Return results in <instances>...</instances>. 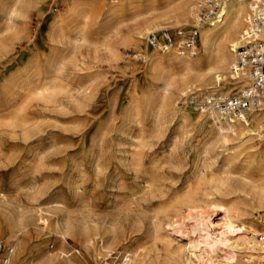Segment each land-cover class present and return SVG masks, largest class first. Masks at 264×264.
Masks as SVG:
<instances>
[{
    "label": "rangeland",
    "instance_id": "374dc122",
    "mask_svg": "<svg viewBox=\"0 0 264 264\" xmlns=\"http://www.w3.org/2000/svg\"><path fill=\"white\" fill-rule=\"evenodd\" d=\"M199 1L191 22L165 29L194 26L202 16L199 29L208 27L209 9ZM119 3L0 0V241L20 259L14 264H41L43 257L54 264H100L112 253L130 254L133 264L137 252L147 264H162L164 236L178 245L196 242L199 216L219 229L223 214L212 204L245 208L244 222L262 232L264 212L253 198L264 184V128L219 134L204 113L191 115L189 102L192 93L211 88L238 96L245 81L227 87L207 78V86L189 85L213 74L208 69L219 59L216 51L203 54L200 31L195 56H183L193 61L194 73L186 77L168 63L157 67V60L148 61L146 37L163 28L139 35L133 29L153 17L165 20L163 5L149 0L133 10L107 11ZM246 15L247 8L244 26ZM162 57L157 52L155 58ZM263 109L264 103L244 116L250 120ZM150 170L166 203L192 190L205 206L179 212L176 223L158 230L160 204L144 202V172ZM5 220L19 229L7 231ZM83 227L97 234L90 243L94 259L79 242ZM109 237L121 245L107 247ZM227 253L217 250L212 263L221 264Z\"/></svg>",
    "mask_w": 264,
    "mask_h": 264
},
{
    "label": "bare ground",
    "instance_id": "6f19581e",
    "mask_svg": "<svg viewBox=\"0 0 264 264\" xmlns=\"http://www.w3.org/2000/svg\"><path fill=\"white\" fill-rule=\"evenodd\" d=\"M119 1L120 3L116 6V8L109 9L107 11L118 13L123 11V9L127 6L129 10H133L132 6H134L136 3H143L149 0H119ZM151 1L157 3L160 2L163 5L162 8L164 9V14L166 15V19L159 21L157 19L156 20L153 19L154 18L153 17L152 19L143 21L133 29V31L138 35L141 34L142 32L150 33L152 31L160 30L162 28L163 29L168 28L169 26L180 27L182 26L183 23L187 24L188 22H191L190 17L193 18L192 15H195L193 13L191 14V10L195 6L194 2L199 0H175L173 2H171L172 0H151ZM246 8H247V3L245 0H241V1L223 0L220 3L219 10L217 12V17L215 18L216 20L211 21V23L207 25L208 27L203 28L201 30L199 29L200 48L203 51V54L207 56H211L216 51V53L219 56V59L217 61L216 68L208 69L209 71L214 72L213 74L212 73H207L206 75L204 74V76H201L198 79V82L195 83H193L191 79L189 85L198 83V86L204 87L207 86L211 81L214 83H218V85H220L221 83L225 84L227 85V87H234L237 85L236 80L239 79V77H237L232 72V66L234 65V63H232L233 62L232 57L233 55H235L236 57L237 49L243 47L244 44H247V38L245 37L246 34L243 35L241 33L243 28L245 27L243 23V14L245 13ZM257 37L262 41L264 40V34L257 35ZM147 46H146V54L148 56L147 57L148 61L154 62L157 60L158 62L157 67L164 66L168 63V65H175L176 68L182 70V72L185 73L186 77L194 73V66L193 64H191V62L193 61L188 62L186 60L188 58L183 57L189 55H178L174 51H171L166 54H161L162 56H164L162 58H155V56H157V52L152 48H150L149 46L148 47ZM214 48H216V50ZM207 78H209L208 80H210L209 83L204 82L207 80ZM241 81L243 82L245 81V79L243 78ZM183 84L188 85V82H184ZM242 89L237 94H240L242 92ZM209 90L219 92L225 96H229L228 93L222 91L225 90V88H221L220 90L217 88H211ZM262 103H264V100L260 101L258 105L255 106V108L260 107ZM252 108L253 107H251L250 109ZM193 110L194 112L191 115L199 114L197 110L195 109ZM199 115H203V114L200 113ZM204 116H205L204 119L212 122L211 124H213L218 129L219 134L223 133L224 135H226V133L253 132L254 130L252 128H256V130L257 129L260 130L264 128V126L262 125V120H264V109L261 110V114H259L255 118L250 117V120L246 118V116H242L239 119L224 120L217 112L214 111H210L206 113V115L204 114ZM226 140L228 139L226 138ZM144 175L146 176V179L144 181L145 191H146L144 202L148 203L149 205L160 204V208L155 213V218L158 222L157 223L158 230H163L165 226H171L174 223H176L175 219L177 218V214L181 211L194 212L201 210L203 208L205 202L199 199L197 192L192 190L189 191L181 200L172 203H166L162 199L163 197L159 189L160 184L158 185L159 180L155 172L153 170H150L144 172ZM256 189L259 188L256 187ZM250 195L251 194H249V196ZM246 196L248 197V195ZM253 199H255L256 201V204L254 202V204L256 205V206L254 205L255 206L254 208L262 209L264 212V184L263 187H261L256 192ZM210 207L216 209V212L223 214L222 220L218 224L219 229L215 230L216 224L211 221L210 217H206L205 219H203L202 216H199L198 219L200 220L198 221L197 218H196L197 220H195L196 221L195 225L197 228L196 232L199 234V238H198L199 240H197L196 242L187 239L186 244L178 245L174 241V239L171 238V235L164 236L162 240L164 245L163 247L164 256L162 260L160 259L162 261V264H213L212 255L219 249L228 251L227 253L228 256L224 258V261L222 260L223 262L221 264H260L261 262H263L262 259L264 257V238H261L260 240H256L255 236H264V214L260 222L258 223L259 224L258 226H260V228L262 229V232L260 233L256 231L252 226L244 222L243 217H245V215L247 214L245 208L240 207L239 205H235L234 203L231 207H226L222 205H213V204L210 205ZM260 216L262 215L260 214ZM253 217L254 216H252V218ZM202 219L205 221H203ZM201 222H203L202 225H200ZM4 226L5 229L9 232H15L19 229L10 220H5ZM52 229L54 230L56 236L62 240V242H66V237L64 236V233L60 228H58L57 226H52ZM0 232H2L1 227H0ZM78 232L80 237L79 242L83 243L86 246L89 255L94 259L97 250L91 248L90 243L92 242L93 236L97 237V234L95 233L92 234L85 227L80 228ZM238 235H243V238L237 239ZM107 241H108L106 242L107 247H115L121 245V242H119V240L115 237H111V238L109 237ZM106 246L105 247L103 246L99 250L104 251L106 249ZM185 250L189 251V257H187V255H184ZM248 253L252 256L251 257L246 256L247 257L246 259H244L245 257L240 256L242 254H248ZM13 254H14V250L11 256H8V264L16 263L17 259L19 261L17 262L20 263V259L18 258V256H16L15 258H11ZM5 256H7L6 250H4V252L0 254V264L2 263V260ZM132 257H133V264H147L145 263L147 259L145 260L144 255L140 254V252L133 254ZM24 262H27L28 264L33 263L26 260ZM129 262H130V254L127 263H123V264H129ZM41 264H54V262L50 258L45 259L43 257L41 259ZM63 264H70V263L64 262Z\"/></svg>",
    "mask_w": 264,
    "mask_h": 264
},
{
    "label": "built area",
    "instance_id": "2783aa9c",
    "mask_svg": "<svg viewBox=\"0 0 264 264\" xmlns=\"http://www.w3.org/2000/svg\"><path fill=\"white\" fill-rule=\"evenodd\" d=\"M119 0H111L116 4ZM223 0H204V6L209 10L204 15L207 23L216 20L220 3ZM241 1V0H238ZM247 16L245 34L247 44L237 49L232 72L240 79H245V85L238 96H225L219 92L192 93L189 102L200 113L217 112L222 119H239L251 108L264 100V40L257 35L264 34V0H246ZM191 27L179 28L174 32L166 29L150 33L146 37L147 45L160 54L174 51L178 55L194 56L196 53L199 27L203 16ZM6 250L7 256L1 264H8V256L13 250L0 241V254ZM77 252V251H76ZM128 253H112L109 258L102 259L100 264L127 263ZM260 264H264V261Z\"/></svg>",
    "mask_w": 264,
    "mask_h": 264
}]
</instances>
